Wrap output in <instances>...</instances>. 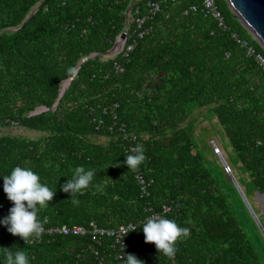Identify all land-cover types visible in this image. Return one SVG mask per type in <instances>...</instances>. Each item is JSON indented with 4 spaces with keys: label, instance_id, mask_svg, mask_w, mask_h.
<instances>
[{
    "label": "trees",
    "instance_id": "1",
    "mask_svg": "<svg viewBox=\"0 0 264 264\" xmlns=\"http://www.w3.org/2000/svg\"><path fill=\"white\" fill-rule=\"evenodd\" d=\"M149 1L0 0V129L17 125L46 133L37 140L0 136V206H14L3 176L17 166L30 168L55 190L38 214L47 228L134 223L138 229L129 239L136 245L129 254L143 264H264L262 232L222 166L209 162L188 132L193 106L211 108L256 191L264 194V71L234 35L264 50L225 0L216 4L226 29L191 11L200 0H178L163 3L128 62L121 55L106 58L126 28L129 8L145 15ZM115 61L124 63L123 74L115 71ZM115 103L116 120L105 112ZM41 107L49 110L31 116ZM122 125L138 136L134 145L145 148L139 172L152 182L149 198L141 196L135 172L124 163L130 152ZM77 166L94 169L93 185H102L100 191L89 187L78 206L61 190ZM164 205H175L164 218L190 229L171 260L145 243L142 228L149 208L162 212ZM3 248L23 249L29 264H124L90 237L45 235L26 245L0 224V264Z\"/></svg>",
    "mask_w": 264,
    "mask_h": 264
},
{
    "label": "clouds",
    "instance_id": "2",
    "mask_svg": "<svg viewBox=\"0 0 264 264\" xmlns=\"http://www.w3.org/2000/svg\"><path fill=\"white\" fill-rule=\"evenodd\" d=\"M69 73H74L75 69L69 68ZM124 163L128 171L137 172L140 166L146 161L145 148L141 144L135 145L130 149V154L125 156ZM119 167V164L115 165ZM110 167V166H109ZM96 175L94 169H86L84 166H77L73 170L71 178L63 185L61 190L70 193L71 203L79 205V196H83L89 187L102 190V185H93ZM3 189L7 198L14 204L0 224L7 227V231L14 236H19L27 244L33 239H38L43 235V222L38 218V214L46 209L55 196V190L40 182V177L30 168L15 167L10 175L3 176ZM145 243H154L160 254L168 259H173L176 253L177 242L187 239L190 229L180 227L171 219L162 216L147 218L142 225ZM136 231L135 226L129 225V230L125 231L126 236L129 232ZM4 264H29L26 252L21 249L13 252L3 248ZM124 264H143L134 254L126 255L122 258Z\"/></svg>",
    "mask_w": 264,
    "mask_h": 264
},
{
    "label": "built area",
    "instance_id": "3",
    "mask_svg": "<svg viewBox=\"0 0 264 264\" xmlns=\"http://www.w3.org/2000/svg\"><path fill=\"white\" fill-rule=\"evenodd\" d=\"M201 5H193L191 6V11L193 13L201 12L205 17L213 18L221 28L226 29L227 25L225 22V18L218 8L216 4V0H200ZM164 2H170L176 4L178 0H163V1H154L151 0L147 3V13L145 15L141 14V10L137 9L135 14H131V7L127 11V25L124 31L117 37L114 47L110 50V54H106V58H110L115 60L118 56H122L127 62L129 61L130 55L135 51L139 40L145 38L151 31L152 26H150L149 22L154 20V18L162 12V7ZM125 33L126 39L122 40L121 35ZM237 43L240 44L247 50V55L254 57L255 61L257 62L258 66L264 71V52H258L256 48L247 40L239 39L237 35H234ZM97 54H93L95 57ZM86 60V59H85ZM84 60V61H85ZM115 71L118 74H123L125 72V65L124 63L115 61L114 63ZM66 83V82H65ZM64 83V84H65ZM63 84V85H64ZM63 87V86H62ZM119 105L113 104L107 110L112 113L114 119H117V109ZM120 132L122 134L123 141L127 142V149L130 152V149L133 148L135 142L138 140V136L134 133H131L127 130L125 125L120 127ZM217 150L216 154L220 156L219 148L215 147ZM224 171L226 174L233 177L231 167L228 163H224ZM135 176L137 182L140 187L141 196L144 198H149L151 194V186L152 182H149L145 176L137 171L135 172ZM257 197L260 199L261 202V212L264 214V196L261 194H257ZM251 206V204H250ZM175 205H164L162 212L152 211V208H149L150 217L153 216H162L166 213H170L174 210ZM2 210L3 219L9 215V210L6 209L4 206H0ZM129 225L135 226V230L138 229V225L134 223L123 224L115 228H105L100 227L95 221L90 222L86 226L81 225H62V226H54L47 228L43 225L44 232L43 236H72V237H90L92 243L97 245L98 247H104L105 255L110 258H114L116 261H122V258H126L136 245L135 242L130 241V236L135 231L129 232L126 236L125 231L129 230ZM40 238L33 239L31 243L40 241ZM106 240L110 241V244H106ZM107 245V246H106ZM97 255L98 252L95 251Z\"/></svg>",
    "mask_w": 264,
    "mask_h": 264
},
{
    "label": "rangeland",
    "instance_id": "4",
    "mask_svg": "<svg viewBox=\"0 0 264 264\" xmlns=\"http://www.w3.org/2000/svg\"><path fill=\"white\" fill-rule=\"evenodd\" d=\"M190 123L191 126L189 127L188 132L196 142L197 150L201 151L209 162L222 166L223 170L224 163H228L230 165L233 176L240 184L244 193H246V198L251 204L255 214L259 216L261 226L256 222L247 208L260 231L262 227L263 230L261 232L264 236V214L261 212V202L257 197L258 192L252 184L249 174L239 162L237 155L233 150L230 141L226 137L221 125L219 124L215 114L213 113V110L208 107L194 105L190 116ZM187 124L188 123H185L183 126H186ZM3 135H10L14 137L19 136L37 140L42 136H45L46 133L32 131L27 128L15 125L0 129V136ZM98 142L103 144L107 143L108 138H99ZM215 147L219 148L220 156L216 154L217 150ZM228 176L230 177V175Z\"/></svg>",
    "mask_w": 264,
    "mask_h": 264
},
{
    "label": "water",
    "instance_id": "5",
    "mask_svg": "<svg viewBox=\"0 0 264 264\" xmlns=\"http://www.w3.org/2000/svg\"><path fill=\"white\" fill-rule=\"evenodd\" d=\"M229 9L234 14L235 18L239 20V22L243 25V27L249 32L252 38L260 45V47L264 50V0H225ZM35 13L32 12L20 26L22 27L28 19ZM121 39H126V34L123 33L121 35ZM111 51L108 53L110 54ZM89 58H93V55ZM79 71V69H78ZM72 79L66 81L63 85L60 96L53 107V110L57 108L59 105L62 97L65 95L66 91L68 90ZM49 109L47 107H41L31 113V116H36L42 114ZM232 183L234 184L236 190L238 191L239 195L241 196L242 200L244 201L245 205L247 206L248 210L256 220V222L260 225L259 216L255 214L254 210L250 206L244 191L242 190L240 184L237 182L236 178L233 176L231 177ZM262 196L264 194L258 192ZM261 226V225H260ZM261 227V231H262Z\"/></svg>",
    "mask_w": 264,
    "mask_h": 264
}]
</instances>
